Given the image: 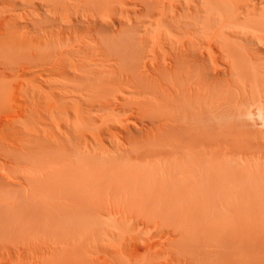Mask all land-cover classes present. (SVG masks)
<instances>
[{"label": "rangeland", "instance_id": "374dc122", "mask_svg": "<svg viewBox=\"0 0 264 264\" xmlns=\"http://www.w3.org/2000/svg\"><path fill=\"white\" fill-rule=\"evenodd\" d=\"M245 1L0 0V90L9 100L0 135L22 120L35 155L21 169L0 160V199L46 201L49 264L255 261L263 121L242 116L221 156L180 151L177 129V62L186 64L188 45L215 54L214 44H260L230 36L252 25L223 18ZM228 63L207 62L210 75L222 72L224 93Z\"/></svg>", "mask_w": 264, "mask_h": 264}, {"label": "bare ground", "instance_id": "6f19581e", "mask_svg": "<svg viewBox=\"0 0 264 264\" xmlns=\"http://www.w3.org/2000/svg\"><path fill=\"white\" fill-rule=\"evenodd\" d=\"M225 11L223 18L227 20V26L241 27L244 23L252 25L249 33L232 32L231 37L238 38L242 35L247 42L251 39L259 40L260 44L253 50L231 43L214 44L211 47L215 54L206 53L201 44L188 45L183 54L186 64L177 62V129L179 134L185 135L184 139L181 135L180 151L187 149L189 153H193L197 147L201 152L210 151L221 156L228 140L235 142L234 138L238 136L236 128L240 125L242 116L249 114L254 117L258 114L264 123V0L233 3ZM242 17L244 22H241ZM223 58L231 61V65L228 63L224 70L227 75L226 87L231 89L228 93L218 90L222 78L220 69L212 67L213 74L210 75L207 68L208 61ZM211 80L215 83L212 84ZM213 85L215 88L211 92L210 86ZM5 97L6 92L0 90V113L9 106V100ZM18 123L22 124V120L14 119L9 123V130L13 134L0 135V160L8 165H2L3 168L21 169L29 158L35 157L20 137L24 128L19 129ZM41 157L44 162V149ZM1 179L0 174V181ZM46 212L45 200L34 202L20 198L0 199V264H33L29 263L31 259H37L36 262L41 264H49L46 255L51 244L45 238L47 233L42 231V227L49 223ZM254 251L257 258L252 264H264V236L254 246Z\"/></svg>", "mask_w": 264, "mask_h": 264}]
</instances>
